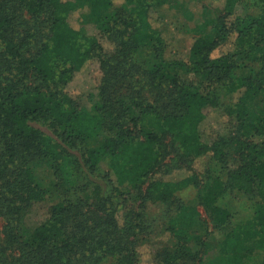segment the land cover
<instances>
[{
	"label": "trees",
	"instance_id": "obj_1",
	"mask_svg": "<svg viewBox=\"0 0 264 264\" xmlns=\"http://www.w3.org/2000/svg\"><path fill=\"white\" fill-rule=\"evenodd\" d=\"M206 1L223 3V13L209 36L192 38L181 61L166 56L174 36L170 0H89L97 37L72 25L71 1L0 0V219L9 244H0V264H139L143 228L124 208L128 199L163 204L177 250L156 257L179 264L200 255V246L189 247L198 239L189 233L204 223L198 207L217 229L230 227L224 200L233 193L251 199V213L219 243L216 258L242 264L259 251L264 264V0ZM141 50L151 54L147 65L136 60ZM92 63L101 73L100 102L89 113L67 87ZM213 111L223 126L206 141L201 128ZM93 140L99 144L85 148ZM171 154L189 169L207 158L206 185L193 174L153 180L144 192L154 174L172 168ZM106 160L110 184L89 203L88 188L71 178L95 174ZM39 163L52 170L56 191L39 181ZM191 187L194 199H178ZM56 193L62 199L50 218L22 241V214Z\"/></svg>",
	"mask_w": 264,
	"mask_h": 264
},
{
	"label": "rangeland",
	"instance_id": "obj_2",
	"mask_svg": "<svg viewBox=\"0 0 264 264\" xmlns=\"http://www.w3.org/2000/svg\"><path fill=\"white\" fill-rule=\"evenodd\" d=\"M71 1L74 7L77 9V13L72 16V25L76 29H80L82 34L86 37L99 36V24L97 20L90 16L89 0H67ZM169 7L167 9L174 14V26L172 31L174 36L170 37L167 41L166 56L169 59L186 61L189 55V48L192 38L209 36L214 23L223 13V3H209L206 0H170ZM153 18V17H152ZM156 17H154V20ZM28 22L29 19L25 18ZM153 20V22H154ZM152 22V23H153ZM154 25V23H153ZM20 29V28H19ZM107 51L112 50V46L102 41ZM151 59V54L146 50H141L136 60L143 65H147ZM258 66H249L238 71V76L243 77L249 75L252 71H257ZM101 77L99 65L92 63L86 65L85 68L77 73L73 81L67 87V92L71 95L79 105V108L86 112H93L100 102L97 86ZM260 102L257 100L249 106L251 111H256L259 108ZM223 126V119L220 113L213 111L208 117L206 122L201 128L204 139L206 141L213 140L218 133H221ZM99 141V140H98ZM96 140L90 141L85 148L93 149L99 142ZM170 141L167 142L169 145ZM170 151V147L168 148ZM207 158H203L195 161L191 169L188 164H182L177 160L173 154L168 159V165L172 168L162 169L160 172L154 174L151 179L148 180L144 192L147 186L153 180L161 181H178L190 175H197L201 181V186L206 185L204 172L208 166ZM37 167V177L43 186L56 191L54 185L57 180L46 164H41ZM238 159L231 158L228 167L235 169L238 166ZM86 171V170H85ZM74 173V178H71L74 183L80 186L84 185L88 188L86 194L87 202L91 203L94 197L93 192L101 189L106 193L109 179L106 177L109 173V161L106 160L101 164L99 169L93 175L84 174L82 176L77 175V171ZM87 178V180H85ZM196 190L190 188L186 191H182L177 194L178 199L187 203L195 198ZM104 195V194H103ZM62 195L55 194L53 198H48L45 201L32 204V206L26 210L19 222L17 235L22 241L26 240L33 234V232L42 224H44L50 218V212L52 207L62 199ZM163 204H155L150 201L144 202L137 200H129L126 202L124 208L127 212H131L135 217H138V223L142 225L143 230L139 232V264H159L156 255L165 251H176L177 241L173 234L167 231L168 220L170 215L165 213ZM224 206L232 214V222L230 227H223L217 229L212 222L211 214L202 206L198 207V211L201 215V220L204 222L198 229L190 232V236L197 237V241L192 239L189 243V247L194 249V246H200V255L197 258L187 257L183 258L179 264H230L225 259L216 258V249L221 241L228 238V235L232 232V228L235 225H242L249 218L251 213V199L239 193H233L224 200ZM118 219L123 223V213H120ZM6 220L0 219V244L5 248L7 245L5 227ZM6 245V246H5ZM15 251V247L11 248ZM13 256L16 257L17 253L14 252ZM262 253L256 252L250 260L244 261L242 264H261Z\"/></svg>",
	"mask_w": 264,
	"mask_h": 264
}]
</instances>
